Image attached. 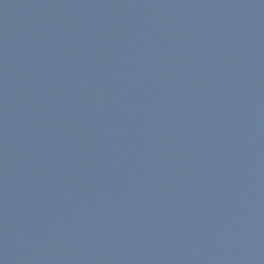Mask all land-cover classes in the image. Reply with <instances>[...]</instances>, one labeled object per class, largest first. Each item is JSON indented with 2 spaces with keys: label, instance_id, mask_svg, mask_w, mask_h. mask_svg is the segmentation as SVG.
Returning <instances> with one entry per match:
<instances>
[{
  "label": "water",
  "instance_id": "obj_1",
  "mask_svg": "<svg viewBox=\"0 0 264 264\" xmlns=\"http://www.w3.org/2000/svg\"><path fill=\"white\" fill-rule=\"evenodd\" d=\"M0 264H264V0H0Z\"/></svg>",
  "mask_w": 264,
  "mask_h": 264
}]
</instances>
